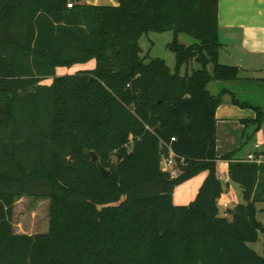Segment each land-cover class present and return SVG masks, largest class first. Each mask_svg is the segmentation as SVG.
Returning a JSON list of instances; mask_svg holds the SVG:
<instances>
[{"label": "trees", "instance_id": "16d2710c", "mask_svg": "<svg viewBox=\"0 0 264 264\" xmlns=\"http://www.w3.org/2000/svg\"><path fill=\"white\" fill-rule=\"evenodd\" d=\"M118 1L0 0V264H264L250 247L264 234V163L237 160L240 147L217 154L229 92L209 85L243 79L219 60L218 0ZM167 31L174 70L140 45ZM182 33L197 42L181 44ZM92 60V70L57 76ZM233 100L255 110L241 122L258 131L264 110ZM170 150L176 178L162 167ZM219 159L242 189L231 220L219 209ZM202 173L195 200L175 205V189ZM22 197L51 200L48 233L14 231Z\"/></svg>", "mask_w": 264, "mask_h": 264}, {"label": "crops", "instance_id": "0c3cea01", "mask_svg": "<svg viewBox=\"0 0 264 264\" xmlns=\"http://www.w3.org/2000/svg\"><path fill=\"white\" fill-rule=\"evenodd\" d=\"M75 1L80 4L93 6H117L119 4L118 0ZM218 2L219 39L223 46L220 51L219 60L225 65L238 66L241 69L240 76L243 79L226 83L214 81L209 85V90L213 95H218V90L220 88L229 92L224 95L223 102L217 109L216 113L218 120L217 154L218 157L221 158L223 155L239 148L234 147L237 139L234 140L233 137L226 136L227 129L233 121L234 125H238L237 128L240 127V130L241 127H244V133L251 130L252 136L257 137V142L252 151L245 154L239 152V150L237 151L235 158L239 161H244L249 154L256 152V145H260L261 152L264 155V130H261L256 135V127L254 125L245 127L241 122L242 120L255 119V110H246L240 105H236L233 100L234 95L240 103H246L247 101H241L238 98L240 93L239 89L246 85L264 84V81H259V79H264V0H218ZM95 67L96 61L92 60L86 64L75 65L71 69L58 68L57 76L75 74L84 70H92ZM211 85H214L213 87H215L214 89L216 91L211 89ZM248 103L252 106L250 102ZM241 144L242 142L240 143V146ZM224 169H226L225 172ZM217 176L225 188L224 193L219 199L220 214L231 220L232 217L227 214V210L230 208L235 209L238 204L244 202L242 189L239 185L231 182L228 161L223 159L217 161ZM205 178L206 173H202L178 186L174 192V204L189 205L193 202ZM14 231L17 234L34 235L17 231L16 228H14ZM48 232L49 230L47 229L35 234H46Z\"/></svg>", "mask_w": 264, "mask_h": 264}, {"label": "rangeland", "instance_id": "374dc122", "mask_svg": "<svg viewBox=\"0 0 264 264\" xmlns=\"http://www.w3.org/2000/svg\"><path fill=\"white\" fill-rule=\"evenodd\" d=\"M174 40V32L167 31L163 33H150L145 35L140 40V45L143 49V54L148 56L149 58H160L163 59L167 65L174 70L176 66V56L175 54L168 48V44ZM178 41L185 45L190 46L196 43L197 41L186 33H182L178 36ZM198 69L199 64L194 63L190 68V72L192 69ZM68 70V69H67ZM208 70L211 74L214 72L213 64L208 66ZM185 68L182 70V74H185ZM52 80H46L43 84H51ZM211 85V89L215 90ZM222 88L218 90V93ZM216 91V90H215ZM238 98L241 101H247L252 104V106L259 105L264 110V84L263 85H246L239 89ZM244 94V95H243ZM246 110H253L252 107L244 108ZM233 124V125H232ZM238 125H234V122L230 124L227 129L228 137H233V139H237L234 144V147H240L239 152L243 154L252 151L254 149V145L256 144V136L253 137L251 134V130H248L244 133V127L237 128ZM264 130V122L261 128L256 131V135ZM242 142L241 146L240 143ZM234 148V149H236ZM223 153V151H222ZM221 160V159H219ZM226 169H224V172ZM184 184V183H183ZM182 185V184H181ZM180 186V185H179ZM236 186V185H235ZM50 207L51 200L50 199H36L30 197H22L16 201L14 207V216H13V226L17 231H21L24 233H40L45 230H50ZM231 209V208H230ZM257 218L264 225V203H259L257 206ZM232 217V216H231ZM250 247L256 251L259 255L264 256V234H259V239L257 242L250 244Z\"/></svg>", "mask_w": 264, "mask_h": 264}, {"label": "built area", "instance_id": "2783aa9c", "mask_svg": "<svg viewBox=\"0 0 264 264\" xmlns=\"http://www.w3.org/2000/svg\"><path fill=\"white\" fill-rule=\"evenodd\" d=\"M74 2L70 1L68 3V7L69 8H73ZM175 140V139H173ZM255 153L249 154L248 157L246 158V162H250V163H257V164H261L264 162V155L261 152V147L260 145H256L255 146ZM165 165H166V169L169 170L170 175L172 178H176L178 177V175L180 174L179 169L176 167V162H175V154L170 150V157L168 159H165Z\"/></svg>", "mask_w": 264, "mask_h": 264}, {"label": "water", "instance_id": "95a60500", "mask_svg": "<svg viewBox=\"0 0 264 264\" xmlns=\"http://www.w3.org/2000/svg\"><path fill=\"white\" fill-rule=\"evenodd\" d=\"M160 129L157 128L155 130V132H159ZM87 156L91 159L92 163H95L98 165V169L100 170V172L104 175V176H108L110 173L107 169H105L101 164H100V161H99V157L98 155L93 152V151H87L86 152ZM163 169H166V165H165V159L163 160V165H162ZM227 214L231 215V216H235L236 215V211L234 209H228L227 210Z\"/></svg>", "mask_w": 264, "mask_h": 264}]
</instances>
